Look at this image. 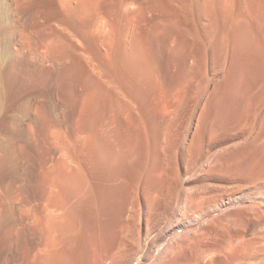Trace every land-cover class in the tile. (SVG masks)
<instances>
[{"label":"bare ground","instance_id":"bare-ground-1","mask_svg":"<svg viewBox=\"0 0 264 264\" xmlns=\"http://www.w3.org/2000/svg\"><path fill=\"white\" fill-rule=\"evenodd\" d=\"M260 1L0 0V94L6 99L7 93H15L3 103H13L12 112L14 106L22 112L27 106L26 114L8 115L12 121H2L8 118L4 116L8 109L4 117L0 111L4 135L0 136V264H130L159 229L146 260L161 242L171 238L150 264H264V226L234 234L232 212L225 211L254 195L240 186L205 182L209 173L219 172L222 160L235 149L231 142L220 139L223 130L214 127L215 119L214 124L207 122L213 118L206 119L212 115L209 107L217 104L210 106V94L199 102L191 101L196 104L191 115L190 110L187 113L191 118L188 116L187 123L186 118L184 123L177 122L171 116L175 99H179L174 91L179 84L175 82V88L167 84L164 89L174 110L166 115L152 112L153 119L148 118L150 94L146 90L153 78L148 63L153 55L146 43L148 24L144 23L147 12L157 23L164 13L160 20L165 25L179 19L175 15L194 12L203 36L210 38L207 44L212 43L211 55L216 52L222 59L258 62L256 81L262 86L264 6L261 14L260 4L264 1ZM184 18L179 23L189 16ZM188 25L169 26L172 36L181 34L188 43L202 38ZM179 41L176 46L170 44L169 55L177 57L173 50ZM185 46L181 48L186 50ZM192 46L190 51L193 48L196 57L197 49ZM198 50L199 55L204 51ZM19 68L26 74L21 79L24 84L19 83ZM182 70L179 76L185 80L191 72ZM185 86L180 88L191 89L190 84ZM20 89L26 90L23 95ZM184 98L179 102L186 110L191 103ZM50 99L58 110L52 108ZM261 100V104L253 100L261 108L257 115L253 112L255 118L250 115L254 121L249 123L247 118V125L242 122L245 112L238 110L244 113L237 119L244 126V139L253 147L264 146V98ZM244 104L248 111L250 106ZM188 161L197 177L191 174L183 179ZM129 185L133 189L128 191ZM125 191L134 196L138 208L132 209L130 230L125 220L120 221L124 216L117 222L119 213L115 214L116 226L125 227L116 234L111 213H115L116 200L128 194ZM211 214L214 216L208 218Z\"/></svg>","mask_w":264,"mask_h":264},{"label":"rangeland","instance_id":"rangeland-1","mask_svg":"<svg viewBox=\"0 0 264 264\" xmlns=\"http://www.w3.org/2000/svg\"><path fill=\"white\" fill-rule=\"evenodd\" d=\"M262 1H264V0H262ZM262 1H260V2H262ZM260 5H261V11H262V5L264 6V2L261 3ZM193 9L194 8L191 7V13L194 11ZM261 14H263V11L261 12ZM161 16L164 17L165 16L164 13ZM175 16L176 17H179V19H175L176 22H175L174 19H173V21L171 20V22L168 21L169 23L166 24V25H165V23L162 22V20L165 17L164 18L161 17L162 20H160L161 18H157L158 19V22H159V23H157L156 21H153L152 20V17L147 12V17L145 18V22H144V23H146L145 26L147 24L149 25V26L147 25V27H145V28H149V30H147V32L148 31L149 32L147 33L148 35H147V39H146L147 42L146 43H147L148 48H150V50L153 51V52L152 51L150 52L151 55L154 56V57L152 56V62L148 63V71H149L150 74L153 73V75H151L153 78L151 76H149L150 74L147 75L148 78L151 77L152 79L149 82V80L147 78V80L149 82V85L146 84V85H148L147 90H146V87L147 86L145 87V90L147 91L146 94L147 95L150 94L151 97H152L151 98L150 95H149V96H147V98H148L147 100H149L150 98H151V100H149V102L146 100L147 107H148L147 111L149 110L147 113L150 112L149 114H147V115H149L148 118L150 117V119H153L154 112H155V115H156V112L159 113L160 115H166V113H168V111L170 109L171 110L172 109L174 110V108H175V110L173 112V114L175 113V115L172 114V116H171V118L173 119V121L177 117L176 118V119H178L177 122H180L179 119H181L183 121V123H184V119L186 118L185 119V123H187L188 122V116H189V119H191L190 118V115H191V110L190 109H191V107H193V104H196V103H193L192 104V102H195L196 100H197V102H199L200 98L205 97V96L208 97L209 94L211 95L210 92H213L211 96L209 95L210 100H211V102H210L211 105L210 106H212L213 103L214 104L217 103V104L216 105L213 104L214 107L213 106L212 107H209V110L210 111H208V113L209 114H212V115L210 117L206 118V119L209 120L211 117H213V118H212V120L207 121V122L208 123H211V124L212 123L214 124L215 121H216V124H214L215 125L214 127H217L218 128L220 126L219 127L220 128L219 129L220 131L223 130L224 134L225 133H229V135L228 134H225V136H224L223 135V132H221L220 139H223V141H226V143H230L231 142L230 144L233 145V146H235L234 147L235 149H233L232 152L230 154H228V156L225 157L222 160V162L219 165V167H220L219 168V172L218 173H215V174H213V173L210 174L209 173L207 175L208 178H207V180L205 182H208L210 184L213 183L212 185L218 184V183H224V184H228V186H237V187L240 186L242 189L244 188V189L250 191L254 195L253 197H250L248 199L242 200L240 203H236L235 205L228 206L226 208V210H225V211H227V210L229 211L230 210L232 212L231 221L233 223L235 222V224H234L235 226L233 225L232 233L238 234L240 232H245V233L246 232H248V233L249 232H252L255 228L264 226V146L262 145L263 147L262 146L253 147L250 143H248V141H246V139H244L247 136L243 134V129H241L244 126L242 125L241 121H238V120H241L242 117H239V119H238V116L239 115L240 116H243L244 115L243 112H245V117L243 116L244 119L242 120V122L245 123L246 120H247V118H248V119H250L248 122L251 123L252 121H254L253 118H255V116H253L254 113L256 112L255 114L257 115V112H259V110L261 108L260 100L264 98V92H263L264 91V88L262 89V86H264V85L261 86V85H259L260 83H257L258 81H256V79H257V72H258V69H256V66H257L258 62H255V61H244L243 62L242 60L238 61L236 59H234V60H227L226 57H224L226 59H222L223 56H221V54L216 53V52H215L216 55L215 54H212V55H215V56H218L219 55L221 58L219 56L217 58L215 56H212L211 55V52H213V50H214L212 48V43H211V45H209V44H207V41H206V40H208V43H209V39L210 38L209 39H206V36H203L202 31H201L202 30L201 23L200 22L198 23V21H197L198 19H197L196 15L194 14V12L192 14L189 13V15L188 14L185 15L186 17L189 16L190 19L189 18H186L185 21L184 20H181V22L183 21L184 24H182L183 22L182 23H179L180 18L182 19V18L185 17L184 15H175ZM261 16L264 17V15H261ZM186 21H188V22H186ZM261 21H262V19H261ZM171 23H173V24H171ZM185 23H186V25L189 24L194 30H196L200 34L198 37H200L202 35V38L200 37L201 40L202 39L205 40L204 42L202 40L203 43L201 42V40L199 41L200 38L197 39L198 41H196V40L191 41L190 40V43L193 42L192 45H195L194 46L195 48L197 47V45L200 42L199 46L200 45L201 46L199 48H201V50H204L206 52L205 53L203 51L204 52L203 53L201 51V54L200 55H202L203 57L199 55V51H200V50H198L199 48L198 49L196 48L197 49L196 51L198 52V53L197 52L196 53L199 56L197 57V55L195 53V56L196 57H194L193 54H192V52L194 51L193 48H192V51H190L191 50V47H193V46L192 45H189L190 43H188V41H186V39H184V37H182V35L181 34H178L177 32H174V34L177 33V34H175L177 36L176 38L180 40L181 38L178 37L179 35L183 38V40L182 39L180 40L183 43V45L178 40L179 43H180V45H181V46L179 45L180 46V49H178V50L180 51L182 49V51H184V52L182 54L181 51L180 52L177 51V47L179 48V46L177 45V47L175 48V51L173 50L174 53L177 52L176 53V54H178V55H176L177 57H175V55H169V54L172 53V50H170L171 49L170 48V44H172V45H174L175 43L178 44V41H175V40H177V39H175V35H174V37L172 36V33H171L172 31H170V27L169 26H173L174 28H176V27L181 28V27H183L185 25ZM204 23L207 24L206 20L204 21ZM161 26L162 27L163 26H166V27H163L162 28ZM263 26H264V23H263ZM184 27H186V26H184ZM186 28H188V27H186ZM154 30L156 32L158 30L159 31L156 34V32ZM216 39L217 38H215L214 40L212 39L213 40V44L216 43L215 42ZM183 41L184 42L186 41L185 43L188 44L187 45L188 47H186L184 45V42ZM210 42H211V40H210ZM195 43H197V44H195ZM204 43H206V44H204ZM176 44H175V46H176ZM182 46H185L184 48H186V50L183 49V48H181ZM204 46H207L208 47V48L206 47L207 50H205V48L203 49ZM210 47H211V49H210ZM188 48H189V51H188ZM168 50H170L171 52L169 53ZM208 50H209V52H208ZM190 52H191V54H190ZM184 53L186 54L185 58L183 57ZM206 54L208 56L207 58L205 56ZM187 55L189 57H187ZM206 59H208V60H206ZM190 64H191V67H190ZM185 65H186V67H185ZM183 66L185 67V70L183 69ZM202 66H203V68H202ZM259 66H260V64H259ZM188 68H191V69L189 70ZM20 69L21 68H19V70L17 71V73L20 76V80H21V79H23L24 76H26V74H25L24 69H22V70H20ZM182 69L184 71L191 72L190 73L191 75H188L187 77L186 76L184 77L185 80H183V76L180 77L182 74L179 76V73L181 72L180 70H182ZM186 69H188V70H186ZM194 69H196L197 72ZM198 70H201V72H204V75H202L203 73L200 74L201 72H198ZM193 71L195 73H193ZM22 74H23V76H22ZM19 76H18V78H19ZM21 81L22 82L19 81V83H23L24 84L23 80H21ZM263 81H264V78H263ZM175 82L177 84H179V85L177 86V84ZM180 82H183L184 85H181ZM174 83H175V85L178 88H180L182 86H185V85H186L185 87H188L187 84L188 85L190 84V88H191L189 90V91H191L190 94H189V91L186 90L189 95L186 94V96H184L185 93H186V91H184V87H183V89H181V88L178 89L176 86H174ZM255 83L257 85L256 87H258V85H259L261 88H259V87H258V89L255 88ZM167 84L169 85V87H170V85H172L171 86L172 88H175L176 87L174 91H176V98H179V99H178V101H176V99H175V103L177 102V104H175L176 106L174 105L175 106L174 108H172L173 106H171V103L169 102V100H167L166 90L164 89V88H167L168 87ZM191 85H193V87ZM177 89L179 91H177ZM256 89L257 90H260L261 89L260 91L262 92L261 94H263V95L260 94V91L257 92ZM181 90H182V93H180ZM202 90H205V92H203V94L206 93L205 95L202 94V92H201ZM20 91L22 92L21 89H20ZM25 91H23V92H25ZM183 91L185 92L184 95H183V97H185L184 98V101L186 99V101L188 100L189 103H191V104H187V103L184 102L188 106V107H186V110L187 111L183 107L184 104L181 105V103L179 102V101H181L180 100V97L183 100V97H182ZM21 92H17L16 93L18 97H21V95H20ZM23 92H22V95L24 94ZM197 92L200 93L201 95L200 94H196V95L194 94V93H197ZM177 93L181 94L180 97H177V95H178ZM253 93H255L254 94V98H252ZM12 94H15V93H12V92H11V94L10 93H7L6 94V99L9 98L8 96L9 95H12ZM259 94H260V96H259ZM1 95L3 96V98H5L4 97V94H0V98H1L0 99V103H1L0 105H2V106H0L1 107L0 108L1 109L0 111L3 110V112H1L2 115H1V113H0V115L2 117H4V116L8 117L6 119L4 117L2 121H4V120H7L8 121L9 119L11 120L10 117H12L14 114H22V113L26 114L25 111H27V109H26L27 106H25L24 109H26V110L23 109V112H22V110H19L16 106H14V108H13L14 110L13 111H15V112H12L11 109L13 107V103H6V105L3 104V103H5L6 99H3L1 97ZM198 95H200L201 97H198ZM188 96L189 97L191 96L192 98L191 97H190V99L189 98H186ZM262 96H263V98H262ZM249 97L251 98L250 101L252 103L250 101L249 102L252 105L248 104L249 103L248 102ZM49 98H50V95H49ZM253 100L259 101L260 104L258 102H254ZM151 101L153 102V105L150 103ZM50 102H51L52 108L54 110H58L57 109L58 107L55 105L53 99H50ZM243 102L246 103L247 106L248 105L250 106V108H248V111L249 112L246 111L247 110V107H244L245 104L243 105ZM178 103H179L180 106H177ZM257 103H258L259 107L258 106H255V105H257ZM10 104H11V106H10ZM189 105H191V106L189 107ZM3 106H5V107H3ZM6 106L7 107L10 106V107L7 108ZM240 108L243 109V110H241V111H243L241 113L238 112V110H240ZM244 108H246V109H244ZM7 109H8V111L10 109V111L8 112ZM181 109H183V110H181ZM255 109H257V110H255ZM16 110H17V112H16ZM176 110L178 111L177 114H176ZM179 110L184 111L183 112L184 115ZM189 110H190V113H189ZM4 111H5V113L7 111L6 115H4L5 114ZM18 111H19V113H18ZM212 111H214L215 113L217 112V114H215L214 112L211 113ZM152 112H153V114H151ZM185 112H186V114L189 113L190 115H188V114L186 115ZM246 114H248V116H246ZM8 115H10V117ZM182 115H183V117H182ZM250 115L253 118H249ZM1 116H0V119H2ZM213 119H215V121ZM236 121H238V122L236 123ZM239 122H240V124H238ZM248 122H246V123L249 124ZM237 124H238V126L239 125L240 126L242 125V127L239 126L240 127V130H239V127L237 126ZM228 127L229 128L231 127V128L229 129ZM224 128H226V129L224 130ZM232 130H234V131H232ZM228 131H230V132L232 131V132L230 133ZM2 132H3V128H0V136H3L4 137V135L2 134ZM244 136H246V137H244ZM3 137H0V139L3 138ZM20 137L24 138L23 135H20ZM225 137H227V138H225ZM224 138H225V140H224ZM245 142H246V144H244ZM23 171H26V167L23 168ZM195 172H196V170L194 171V170L191 169V163H190V161H188L185 164L184 168H183V176L182 177H183V179H188V177L191 178L192 175H195V176L197 175V173L195 174ZM22 177H23L22 179L24 181L26 176L23 174ZM198 177H199V174H198ZM130 186L131 185H129L126 190L129 191V189H133L132 187L129 188ZM128 191H125L126 194L128 193L126 195L128 197L125 196L126 197V198L124 197L125 199L124 198H122L121 200L118 199V202L116 200V203L117 204L115 203V206H113L114 208L112 209V212L115 211V213L114 212H113V214L111 213L112 218L110 216V218H111L110 221L111 222L113 221L115 223V224H112V225H114L115 230L113 229L114 227L111 226L112 230L113 231H116V230L119 229L118 231L120 233L124 232V229L122 228L123 224H120L121 227H119L120 225L119 226H116V223L119 222V219L122 216H124L123 220H120V221L123 222L125 220L127 222L128 221L127 219H129L130 222L129 221H128V223L125 222V225H128V228L127 227L126 228L128 230H130L131 227H132L131 224H132V217H133V212H134L133 210L136 209V208H138V206H134L136 204H133V203H136V202H134V200H133L134 199V196H131L130 195L131 190H130V193ZM133 192L134 191H132V193H131L132 195H133ZM129 197L132 198L131 199L132 201L130 200V202H131L130 205L128 204L129 203V201H128L129 200ZM119 201L120 202L121 201H124V202H121L119 204ZM122 203H124V206L122 205ZM126 203H127V205H126ZM117 205L120 208H121V206H123V208L121 209V211H120V208ZM116 206H117V208H116ZM126 206H130V211L128 209L129 207H126ZM124 208L125 209L127 208V209L125 210ZM122 210L123 211H126L125 214H123L124 212H122ZM118 213H119V215L117 217L118 221L115 222L114 221V219L116 218L115 217V214L117 216ZM212 216H214V214L209 215L208 218H210ZM130 218H131V220H130ZM155 218L153 216V219H155ZM109 224H111V223H109ZM165 225H166V222L163 224L162 227H164ZM117 227H119V228H117ZM127 229H125V230H127ZM159 230L155 231L148 238V240L146 241L145 250L136 259H134L130 264H150L153 261V259H155L158 256V253L163 249L164 246L167 245V242L171 238L170 236H169V238H166L163 242L160 243L159 246H157L155 248L154 253H153V257L151 259H147V260L145 259V255L148 252V249L150 248L151 243H152L154 237L156 236V234L159 232ZM118 231H116V234H117ZM126 232H129V231H126ZM129 253H130V251H129Z\"/></svg>","mask_w":264,"mask_h":264}]
</instances>
